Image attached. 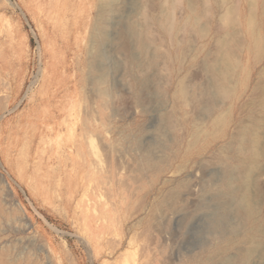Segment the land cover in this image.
Here are the masks:
<instances>
[{
  "label": "rangeland",
  "instance_id": "1",
  "mask_svg": "<svg viewBox=\"0 0 264 264\" xmlns=\"http://www.w3.org/2000/svg\"><path fill=\"white\" fill-rule=\"evenodd\" d=\"M0 12V264H264V0Z\"/></svg>",
  "mask_w": 264,
  "mask_h": 264
},
{
  "label": "crops",
  "instance_id": "2",
  "mask_svg": "<svg viewBox=\"0 0 264 264\" xmlns=\"http://www.w3.org/2000/svg\"><path fill=\"white\" fill-rule=\"evenodd\" d=\"M12 16H9L3 12H0V36H2L4 34V32L7 30L11 35L12 37L15 39L18 34H21L22 37L24 38V34L22 32V30L20 28H18V31H17V28L15 26H12ZM10 24V26H9ZM19 29L21 32H19ZM12 61H11V69L8 70V71H4L2 69V65L0 63V72L4 73L5 75H7L9 78H12V80H16V78L19 76V65H20V62H21V53L19 50H15V48L12 50ZM22 83H19L17 84V92L21 91L22 89Z\"/></svg>",
  "mask_w": 264,
  "mask_h": 264
},
{
  "label": "built area",
  "instance_id": "3",
  "mask_svg": "<svg viewBox=\"0 0 264 264\" xmlns=\"http://www.w3.org/2000/svg\"><path fill=\"white\" fill-rule=\"evenodd\" d=\"M32 83H30L29 85H28V87H27V89H26V95L29 93V91L31 90V88H32Z\"/></svg>",
  "mask_w": 264,
  "mask_h": 264
},
{
  "label": "bare ground",
  "instance_id": "4",
  "mask_svg": "<svg viewBox=\"0 0 264 264\" xmlns=\"http://www.w3.org/2000/svg\"><path fill=\"white\" fill-rule=\"evenodd\" d=\"M216 86V85H215Z\"/></svg>",
  "mask_w": 264,
  "mask_h": 264
}]
</instances>
